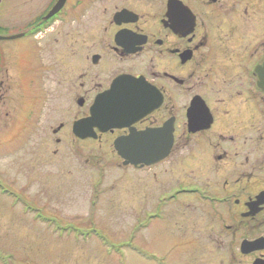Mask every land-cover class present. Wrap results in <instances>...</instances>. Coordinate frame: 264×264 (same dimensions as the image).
Masks as SVG:
<instances>
[{"label":"flooded vegetation","instance_id":"flooded-vegetation-1","mask_svg":"<svg viewBox=\"0 0 264 264\" xmlns=\"http://www.w3.org/2000/svg\"><path fill=\"white\" fill-rule=\"evenodd\" d=\"M97 2L86 28L85 8ZM24 38L33 44L22 60ZM49 96H75L71 124L50 128L56 144L72 134L111 146L120 170L147 174V221L140 227L136 217L132 228H176L186 214L194 264H264V0H48L23 31L0 24V122L14 116L16 129L8 141L27 128L20 121L34 125ZM100 96H128L116 113L131 115L76 137L74 123ZM131 135L168 152L124 160L114 146ZM173 244L145 261L173 264Z\"/></svg>","mask_w":264,"mask_h":264},{"label":"rangeland","instance_id":"rangeland-1","mask_svg":"<svg viewBox=\"0 0 264 264\" xmlns=\"http://www.w3.org/2000/svg\"><path fill=\"white\" fill-rule=\"evenodd\" d=\"M47 1L2 0L0 24L23 31ZM100 7L97 2L85 8L86 28H94L92 19ZM17 44L25 60L33 42L24 38ZM50 66L44 73L38 71V77H46ZM74 97H47L45 111L41 104L34 110V125L20 121L27 128L17 129L9 141L15 117L0 122L7 134L0 133V264H151L146 256L158 258L173 243V264H194L195 240L187 236L186 214L177 218L180 228L158 223L132 228L136 217L140 227L147 221L142 214L146 173L120 170L111 146L75 142L72 134L58 145L50 137L51 127L63 121L71 124ZM48 218L53 223L44 221Z\"/></svg>","mask_w":264,"mask_h":264},{"label":"water","instance_id":"water-1","mask_svg":"<svg viewBox=\"0 0 264 264\" xmlns=\"http://www.w3.org/2000/svg\"><path fill=\"white\" fill-rule=\"evenodd\" d=\"M1 3V0H0ZM61 6L59 3L54 9L49 13L48 17L54 14ZM119 82V81H118ZM117 81L111 87V92H116ZM128 96H100L96 102L94 103L93 107L91 108V115L84 119L80 120L73 125V133L76 137L81 139L92 138L93 137V128L98 127V125L102 121H107L109 125L105 128H110L114 126V123L118 118H122L123 121H127L129 116L131 115L130 112L128 113L127 107L119 106L117 109L122 111V113H116V104L117 102H127ZM101 101L107 103L108 105H101ZM128 114V115H127ZM144 115V114H143ZM104 131V130H100ZM134 136V139L132 137ZM145 137L138 138L135 135H131L125 140L119 141L120 143H115V150L117 151L118 155L127 161H132L133 163H150L149 161L146 162V155L149 153L158 152L160 155L157 160L162 159L168 152V148L160 149L157 148H142L138 146V141H142L147 139L148 135H143ZM136 137V139H135ZM132 143L134 145H132ZM155 160V161H157ZM126 162L125 164H127Z\"/></svg>","mask_w":264,"mask_h":264},{"label":"trees","instance_id":"trees-1","mask_svg":"<svg viewBox=\"0 0 264 264\" xmlns=\"http://www.w3.org/2000/svg\"><path fill=\"white\" fill-rule=\"evenodd\" d=\"M3 189H5V188H3ZM6 189H8V187ZM38 216H40V215H38ZM44 221H47L48 223H52V220L50 218L44 219Z\"/></svg>","mask_w":264,"mask_h":264}]
</instances>
